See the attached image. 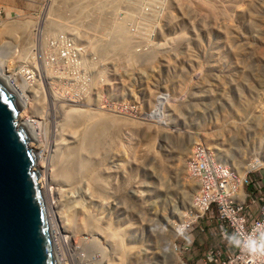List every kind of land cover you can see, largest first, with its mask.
I'll use <instances>...</instances> for the list:
<instances>
[{"label":"rangeland","instance_id":"1","mask_svg":"<svg viewBox=\"0 0 264 264\" xmlns=\"http://www.w3.org/2000/svg\"><path fill=\"white\" fill-rule=\"evenodd\" d=\"M3 30L0 70L30 80L19 126L30 124L37 176L43 159L37 179L58 264H171L173 224L182 264H209L208 248L232 252L230 228L214 207L203 212L199 172L234 194L248 192L249 178L264 189V0H0ZM115 32L121 42L107 45ZM74 107L112 120L91 151L80 145L93 120L76 125ZM61 131L59 153L95 171L72 173L62 194L50 152Z\"/></svg>","mask_w":264,"mask_h":264},{"label":"water","instance_id":"2","mask_svg":"<svg viewBox=\"0 0 264 264\" xmlns=\"http://www.w3.org/2000/svg\"><path fill=\"white\" fill-rule=\"evenodd\" d=\"M22 108L0 80V264H54ZM171 264L178 257L167 249Z\"/></svg>","mask_w":264,"mask_h":264},{"label":"built area","instance_id":"3","mask_svg":"<svg viewBox=\"0 0 264 264\" xmlns=\"http://www.w3.org/2000/svg\"><path fill=\"white\" fill-rule=\"evenodd\" d=\"M5 81H9L13 87L20 89L21 98L15 100L23 108L22 93H24L25 84L21 78L15 81L12 72L3 73ZM29 79V76H28ZM23 83H22V82ZM203 178H205V186L207 189V196L203 199L207 203L204 206V210H211L210 205L214 203L215 216L217 225L221 228L223 223L227 224L231 230V234L234 238L235 248L231 253L221 257L218 250L208 248L204 252V258L209 264H264V191L259 188L257 182L244 180L245 184L248 181L251 183V189L248 193L239 195L233 193L227 185L224 179H220L215 184H212L211 180L207 178V170L202 169ZM212 192L214 194H212ZM222 197V199L219 198ZM248 198V202L245 201ZM231 200H239V207H235V210H228V202ZM252 206H254L252 208ZM210 207V208H209ZM223 239L225 234L221 232Z\"/></svg>","mask_w":264,"mask_h":264},{"label":"bare ground","instance_id":"4","mask_svg":"<svg viewBox=\"0 0 264 264\" xmlns=\"http://www.w3.org/2000/svg\"><path fill=\"white\" fill-rule=\"evenodd\" d=\"M111 2H112V0H111ZM106 6L109 4L110 5V2H108V1H106ZM81 5V4H80ZM84 5H85V3H84ZM101 5V4H100ZM87 6V5H86ZM85 6V7H86ZM102 6H104V5H102ZM101 6V7H102ZM105 6V7H106ZM84 7V6H83ZM84 7V8H85ZM88 7V6H87ZM111 7H112V5H111ZM114 8V7H113ZM80 9H81V7H80ZM89 9V8H88ZM95 9V8H94ZM93 9V10H94ZM82 10V9H81ZM92 10V11H93ZM91 11V10H90ZM89 10H88V12H90ZM96 11V10H95ZM97 11H98V9H97ZM110 11V10H109ZM83 12V11H82ZM113 12V11H112ZM88 14V13H87ZM111 15H112V13H111ZM114 15V14H113ZM90 16V15H89ZM131 18H132V16H131ZM6 25V24H5ZM53 26H54V24H53ZM13 27V26H12ZM23 27V26H22ZM16 28V27H15ZM18 28V27H17ZM3 29V28H2ZM21 29V28H20ZM116 29H124L123 28V25H119V26H117L116 27ZM6 30H7V28H6ZM5 30H3V33L1 32L0 33V38L2 37V35H5L6 34V32H4ZM71 33H73V32H71ZM124 33H125V30H124ZM121 35L123 34V33H120ZM123 36H124V34H123ZM108 40H110L109 41V43H106L107 45H110L111 43V46L113 45H116V43L119 41V42H121V38H120V36H119V34H118V32H115V33H113L110 37H109V39ZM71 43V42H70ZM123 44V43H122ZM105 47V46H104ZM3 71V70H2ZM19 71H17L16 72V74L18 73ZM37 73V72H36ZM22 74V73H21ZM21 74H20V76H21ZM4 75L3 74H1L0 73V77H1V79L3 78L4 79V77H3ZM2 81V80H1ZM4 81H5V79H4ZM3 82V81H2ZM8 82V81H7ZM6 85L9 83H6V81L4 82ZM8 86V85H7ZM9 86H11L10 84H9ZM8 86V88H9V90H10V87ZM17 89V88H16ZM11 91H13V90H10V93L12 94V96H14L16 99H18L21 95H20V92H18L19 93V95L16 93L15 94V90L13 91V93L11 92ZM17 91V90H16ZM56 93V92H55ZM15 94V95H14ZM56 95V94H55ZM62 105V104H61ZM62 106H64V105H62ZM72 107V106H71ZM71 107H69V108H71ZM68 108V109H69ZM77 108V107H76ZM74 109H75V107H74ZM74 109H72V110H74ZM77 109H79V107L77 108ZM83 109V110H82ZM25 110V109H24ZM67 110V109H66ZM65 110V111H66ZM71 110V109H70ZM69 110V111H70ZM89 110V109H88ZM68 111V110H67ZM67 111L65 112V113H67ZM74 112L76 113V115H73V116H76V117H78L79 118V120L78 121H76V125H78V124H81V123H79L80 122V120L81 119H83V117L85 116V117H90V119L91 120H93L91 123H87L88 124V126L85 124L86 123V120H85V122H83L84 123V125L86 126V127H88L87 129H88V133L86 132L84 135H89V136H86V137H88V142L86 141V142H84V144L86 145V146H84V145H80V147H84V148H86V149H95L94 148V144H96V143H94V141H93V138H94V136H96L100 131H101V129L103 130V129H106L107 127H108V129H109V127H110V125H112V120L111 119H108V118H101V117H99L96 121H94L96 118H94L96 115V113H98V112H91L90 110L89 111H84V108H80L79 110H74ZM73 113V111H71L70 112V117H71V114ZM78 115H80V116H78ZM98 115V114H97ZM101 115V114H100ZM65 117H67V115L65 116ZM76 117H75V119H76ZM22 118H23V108H22ZM22 118H21V120H22ZM72 118V117H71ZM111 118V117H110ZM65 119V118H64ZM69 120H67V121H63V125H65L66 124V122H68L69 123V121H71V119L70 118H68ZM90 119H88V121L90 120ZM20 120V121H21ZM20 121H19V123H20ZM73 121H75L74 120V118H73ZM82 122V121H81ZM18 123V124H19ZM21 124V123H20ZM72 126V125H71ZM75 126V125H74ZM84 126V127H85ZM80 127V126H79ZM23 128V127H22ZM28 128H31L30 127V124L29 123H25V128H23V130H24V132H25V135L28 137V139H29V137H31V138H33V136H32V130H30V129H28ZM80 129V131L83 133L84 131H83V129H81V128H79ZM85 129V128H84ZM86 129V130H87ZM67 130V129H66ZM70 130V129H69ZM78 130V129H77ZM85 130V131H86ZM107 130V129H106ZM71 131H72V129H71ZM108 131V130H107ZM73 132V131H72ZM76 132V131H75ZM103 132V131H102ZM71 133V132H70ZM80 133V132H79ZM74 133H72V135H73ZM77 136H78V131H77ZM62 131H61V133L59 134V140L58 141H54L53 142V144L55 143V145H53V146H55V147H53V149L50 147V146H47V147H50L51 148V150L52 151H50V152H53V155H54V153H57V154H55V156H54V159H55V161L54 160H52V158L50 159V160H52V163H53V161L55 162V163H53V164H55V166H56V164H57V168L55 167V168H52L51 169V176H52V174L54 173V174H56V172H59V173H61V174H59V176H57L56 177V175H53L54 177V181H56L57 183H58V185H59V187H60V191H61V193L60 194H62L63 193V191L65 190V189H68V187L70 186V179H69V177H71L70 175L73 173V175L75 176V177H77V178H80L79 176H87V177H93L94 175H95V171H94V169L92 168V166L90 167L89 165H88V162H86V161H84V157H77L75 154L74 155H72V156H70V154H69V156L67 155H65L68 151H65V152H63V153H59V151H58V147H59V145H61V144H63L62 146H66L67 145V143L65 144V143H63V139L61 138L62 136ZM75 137V136H74ZM65 138V137H64ZM70 138V137H69ZM73 137H71V139H72ZM56 139H58V138H55V140ZM66 139V138H65ZM30 140V139H29ZM31 141V140H30ZM65 141V140H64ZM69 141V140H68ZM71 141V140H70ZM69 141V142H70ZM83 141V140H82ZM71 143H73V142H71ZM79 143V142H78ZM65 144V145H64ZM79 144H82V143H79ZM51 145V144H50ZM70 146V145H69ZM79 146V145H78ZM67 147H68V145H67ZM71 147V146H70ZM69 147V148H70ZM73 147H75V146H73ZM73 147H71V149H74ZM97 147V146H96ZM50 148H48V149H50ZM66 148V147H65ZM77 148V147H76ZM62 149V148H61ZM64 149V148H63ZM79 149H81V148H79ZM45 150H47V148L45 149ZM59 150H60V148H59ZM65 150H68L67 148L65 149ZM74 150H76V149H74ZM97 150V149H96ZM61 151V150H60ZM91 151V150H90ZM49 152V151H48ZM49 152V153H50ZM71 151H69L68 153H70ZM74 152V151H73ZM73 152H71L72 154H73ZM76 152V151H75ZM95 152V151H94ZM35 153V152H34ZM45 153V152H44ZM65 153V154H64ZM45 156V155H44ZM49 156V155H48ZM52 156V155H51ZM76 157V158H74V157ZM257 156V155H256ZM53 157V156H52ZM264 157V156H263ZM40 158H41V156H40ZM46 158H47V156H46ZM68 158H70V159H68ZM257 158V157H256ZM256 158L254 159V160H256ZM42 159V158H41ZM48 159V158H47ZM45 160V159H44ZM253 161V160H252ZM41 162H43V159H42V161ZM40 161L38 162V168L40 167L41 169H42V171H41V169H40V175L39 176H37V173H36V179L37 178H39V182L42 184V183H44V181H43V178H42V176H43V171H44V164H43V166H42V163H41ZM255 162V161H254ZM256 162H258V163H260L261 165H264V158H261V156H258V160L256 161ZM50 164V163H49ZM47 165V164H46ZM45 165V166H46ZM251 165H253L252 164V162H248L247 163V166H245L246 168L245 169H243L244 171L242 172V175L240 176V180H239V182H241V180H242V177L244 176V174H245V172L246 171H248L250 168H251ZM35 166L37 167V159H36V157H35ZM49 166V165H48ZM51 168V167H50ZM34 169H35V167H34ZM36 170V169H35ZM48 170V169H47ZM49 171V170H48ZM53 171V172H52ZM36 172H37V170H36ZM46 172V171H45ZM44 172V173H45ZM50 172V171H49ZM50 175V174H49ZM56 177V178H55ZM74 178V177H73ZM42 179V182L40 181ZM53 180V179H52ZM73 180V179H72ZM71 180V181H72ZM37 183H38V179H37ZM57 183H55V186H56V184ZM86 184V183H85ZM239 184V183H238ZM38 186H39V183H38ZM63 188H65V189H63ZM230 190H231V188H230ZM39 191H40V186H39ZM232 191V190H231ZM44 194V192H43V188H42V190L40 191V196H41V198L44 196L43 194ZM52 194H53V192H51ZM50 193V194H51ZM212 194H213V192H212ZM207 195V194H206ZM42 203H43V205H45V203L43 202V198H42ZM52 205V204H51ZM50 205V206H51ZM206 205V204H205ZM204 205V206H205ZM198 206V205H197ZM200 207L202 206L201 205V203H200V205H199ZM44 207V206H43ZM49 207V206H48ZM53 207V206H52ZM235 207H239V200H231V202H228V210H235ZM51 208V207H50ZM201 209V208H200ZM203 209V208H202ZM201 209V210H202ZM195 210V209H194ZM44 213H45V222H46V227H47V230H48V233H49V236H50V232H49V229H48V221H47V216H46V210L44 209ZM91 215H87V217L89 218V219H91L92 220V218L90 217ZM86 217V216H85ZM86 219V218H85ZM84 222H86V221H84ZM87 222H88V220H87ZM90 222V221H89ZM92 222V221H91ZM225 225H227V224H225ZM228 226V225H227ZM55 229L54 230H56L57 231V233H58V230H60V228H59V226H58V224H55ZM81 227V226H80ZM85 227V226H84ZM180 227H181V225H180ZM180 227L179 226H177V225H175V224H173L172 226H170V230H169V236H168V238H167V245H172L171 244V242H172V239H173V237L175 236V235H177L178 234V232H179V230H180ZM182 229V228H181ZM221 230H223V225H222V227L220 228ZM113 232V231H112ZM109 233V232H108ZM112 235V234H111ZM113 236V235H112ZM58 237V236H57ZM51 238V237H50ZM61 239H62V237H61ZM118 243V242H117ZM169 243V244H168ZM114 244H116V242L114 243ZM54 245L56 246V244L54 243ZM119 245L121 246L120 248H121V250L120 251H122V254L121 255H124V251L126 250V246L121 242V240L119 241ZM51 246H52V244H51ZM56 248L55 247H53L52 248V254H53V257H54V264H58V260H57V257H56ZM54 251H55V253H54ZM178 257V256H177ZM178 259H179V257H178ZM59 263H60V261H59ZM177 263H179V264H182L181 263V261L180 260H177ZM219 264V263H218Z\"/></svg>","mask_w":264,"mask_h":264},{"label":"clouds","instance_id":"5","mask_svg":"<svg viewBox=\"0 0 264 264\" xmlns=\"http://www.w3.org/2000/svg\"><path fill=\"white\" fill-rule=\"evenodd\" d=\"M12 95V94H11ZM19 125V124H18ZM247 180H249V181H252V182H257V179L256 178H254V180H252V179H247ZM248 181V183L246 184V185H248L249 186V189H248V191L251 189V183ZM258 183V182H257ZM259 184V183H258ZM259 188L261 189V190H263L264 191V189L262 188V187H260V184H259ZM241 190H242V188H241ZM244 193V192H243ZM248 193V192H247ZM239 194V193H238ZM239 195H242V192H240V194ZM245 201H247L248 202V198H246V200ZM211 208L212 207H214V206H210ZM214 211H215V208H214ZM232 245H234V240H233V242H232ZM234 248H235V245L233 246ZM233 248V249H234Z\"/></svg>","mask_w":264,"mask_h":264}]
</instances>
